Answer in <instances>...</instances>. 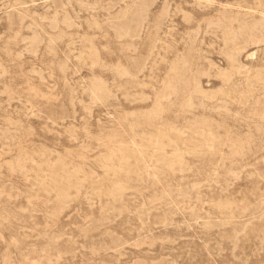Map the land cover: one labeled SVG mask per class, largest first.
<instances>
[{
    "label": "rangeland",
    "instance_id": "1",
    "mask_svg": "<svg viewBox=\"0 0 264 264\" xmlns=\"http://www.w3.org/2000/svg\"><path fill=\"white\" fill-rule=\"evenodd\" d=\"M0 264H264V0H0Z\"/></svg>",
    "mask_w": 264,
    "mask_h": 264
}]
</instances>
